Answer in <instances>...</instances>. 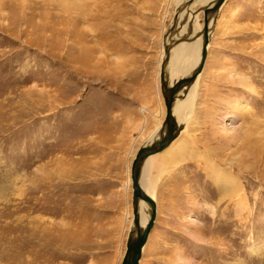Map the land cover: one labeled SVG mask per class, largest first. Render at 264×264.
Returning <instances> with one entry per match:
<instances>
[{
	"label": "rangeland",
	"instance_id": "374dc122",
	"mask_svg": "<svg viewBox=\"0 0 264 264\" xmlns=\"http://www.w3.org/2000/svg\"><path fill=\"white\" fill-rule=\"evenodd\" d=\"M182 1L0 0V264H120ZM204 4L188 12L200 31ZM198 76L178 116L190 157L145 162L156 217L139 264H264V0L224 1ZM206 146L241 193L193 156Z\"/></svg>",
	"mask_w": 264,
	"mask_h": 264
},
{
	"label": "water",
	"instance_id": "95a60500",
	"mask_svg": "<svg viewBox=\"0 0 264 264\" xmlns=\"http://www.w3.org/2000/svg\"><path fill=\"white\" fill-rule=\"evenodd\" d=\"M196 1L184 0L176 5L169 33L165 38L164 57L160 64L159 73L160 92L165 105V115L159 129L148 142L137 149L132 159L130 168L132 223L128 231L125 250L120 264H139L140 262L143 247L147 242L156 217V201L142 188L140 183L143 163L148 156L164 150L184 128L185 121H179L174 114L176 98L186 96L191 86L196 82L197 76L201 73L207 56V44L209 43L211 28L214 26L220 8L225 0H212L197 9L196 13L200 11L203 13L201 31L195 30L194 25L188 23V12H192L189 6ZM187 7L186 20L181 23V20H178V18H180V14L184 9L186 11ZM199 35H201V46L198 64L187 75L171 79L172 76L170 70H168L170 47L181 41H193ZM142 205L146 207L148 213H146L147 218L143 225L141 222Z\"/></svg>",
	"mask_w": 264,
	"mask_h": 264
},
{
	"label": "bare ground",
	"instance_id": "6f19581e",
	"mask_svg": "<svg viewBox=\"0 0 264 264\" xmlns=\"http://www.w3.org/2000/svg\"><path fill=\"white\" fill-rule=\"evenodd\" d=\"M200 1L201 2H205V4L209 3L207 0H200ZM211 1L212 0H210V2ZM194 16H193V18H194ZM200 46H201V35H199L193 41H189V42L181 41V42L176 43V44H174L173 46L170 47V50H169L170 57H169L168 70H170V73H171V76H172L171 79H177L179 77L187 75L189 73V71H191L198 64L199 58H200ZM184 54H187L190 57L192 56V58H193L191 63L188 64V65H182L181 62H180V58L183 57ZM170 66H172V67H170ZM198 80H199V76H197L196 82L191 86V88L189 89V91L186 94V96H184L183 98H176L174 114H175V111L177 112V110H179V113H177V116L175 115L178 120L180 119V118H178V116H181L184 113V111L180 110V108L184 107V102L190 100L191 97H192V94L195 93V88L197 87L196 84H197ZM193 97H195V96H193ZM192 99H194V98H192ZM159 125H161V124H159ZM159 125L157 127V130L160 127ZM186 128L187 127L184 126V128L180 131V134L164 150L160 151L159 152L160 154L158 153L160 155L159 156L160 157V164H163L162 166L165 165L167 168H172L175 165H177V164L183 162L184 160H186V158L190 157L188 154L191 155V153L187 152V151L184 152V148L187 149L189 146L191 147V144L188 142V145H189L188 146V145H186L184 143V141L181 140V134L186 131ZM208 149H210V148H208V146H206L205 147V152H206V150L208 151ZM154 155H156V154H154ZM193 156L205 157L206 158V166L210 167V168L214 167L213 168V169H215L214 173H215L216 177H218L217 178L218 179V184L220 185V187L222 186L224 188V191H226L228 193V195L229 194H231V195H238L239 194V192L241 191L240 190L241 187H240V184H239L238 180L236 178L232 177L230 171L222 168L219 165V163H215V160L213 159V156L210 157V155L207 152L205 154L203 152V153H199L198 155L195 154ZM148 157H150V156H148ZM145 162H146V160L143 163L142 176H141L140 183L142 185V188L153 199H155L154 192L151 191L150 188L148 187L149 186L148 183H149L150 179H149V176L146 173V171H144L145 170ZM130 168H131V166H130ZM146 212H147L146 207L144 205H142V208H141V222H142V225L146 222V218H147V216L145 215ZM131 223H132V219H131Z\"/></svg>",
	"mask_w": 264,
	"mask_h": 264
},
{
	"label": "crops",
	"instance_id": "0c3cea01",
	"mask_svg": "<svg viewBox=\"0 0 264 264\" xmlns=\"http://www.w3.org/2000/svg\"><path fill=\"white\" fill-rule=\"evenodd\" d=\"M193 25H194V24H193ZM194 29H195V27H194ZM195 30H196V29H195ZM160 124H161V123H160ZM159 126H160V125H159ZM156 131H157V130H156ZM156 131H155V132H156ZM155 132H154V133H155ZM154 133H153V134H154ZM153 134H152V135H153ZM158 153H159V152H158ZM158 153H155V154H158ZM152 155L154 156V154H152ZM152 155H150V157H151Z\"/></svg>",
	"mask_w": 264,
	"mask_h": 264
}]
</instances>
